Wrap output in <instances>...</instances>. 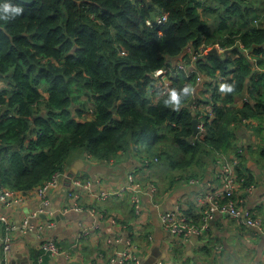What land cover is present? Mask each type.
I'll return each instance as SVG.
<instances>
[{"label":"trees","instance_id":"16d2710c","mask_svg":"<svg viewBox=\"0 0 264 264\" xmlns=\"http://www.w3.org/2000/svg\"><path fill=\"white\" fill-rule=\"evenodd\" d=\"M261 1L14 0L23 13L0 20L1 183L29 192L66 171L75 148L102 161L155 153L184 169L190 156H201L203 172L219 152L241 158L239 128L264 115V26H255ZM164 13L165 25L148 26ZM211 13L219 14L214 33L205 18ZM227 21L232 32L217 36ZM203 42L232 49L226 59L211 52L197 65L216 85L204 84L214 90L210 98L195 96L207 107L206 130L196 138L192 121L201 110L187 108L193 93L177 110L150 88L157 70ZM219 83L234 89L220 94ZM185 84L195 90L197 73L177 72L175 87Z\"/></svg>","mask_w":264,"mask_h":264},{"label":"crops","instance_id":"0c3cea01","mask_svg":"<svg viewBox=\"0 0 264 264\" xmlns=\"http://www.w3.org/2000/svg\"><path fill=\"white\" fill-rule=\"evenodd\" d=\"M213 48L212 53L222 58L232 49ZM239 48H244L241 42ZM205 83L210 80L200 83L198 91L201 87L202 92L208 91ZM250 122L239 128L241 158L219 152L216 159L208 160L206 172L201 156L186 159L184 169L155 161L158 157L147 153H120L117 160L107 161L92 157L87 150L75 153L59 185L49 191V206L35 188L16 191L22 200L18 204L7 206L0 201V264H120L129 242L139 264H264V115ZM221 155L238 159L236 175L244 182L237 201L243 217L217 214L207 230L188 239L171 233L163 224L167 214L203 223L206 207L197 199L221 186ZM145 158L154 163L146 165ZM131 177L141 185L138 208L130 192L98 199L104 191L129 187ZM88 183L90 189L85 187ZM0 186L14 190L1 181ZM248 219L259 225H249ZM26 220L32 227H21ZM50 242L57 244L60 254L44 252V244ZM7 243L9 249H5Z\"/></svg>","mask_w":264,"mask_h":264},{"label":"built area","instance_id":"2783aa9c","mask_svg":"<svg viewBox=\"0 0 264 264\" xmlns=\"http://www.w3.org/2000/svg\"><path fill=\"white\" fill-rule=\"evenodd\" d=\"M167 21L168 14L164 13L158 16L156 19H148L147 24L148 26L153 28L155 25L163 26L167 23ZM255 23H258V21L255 20ZM159 35H163V31H159ZM214 46H216V48H218L221 52L228 50L227 48H224L219 44H215ZM213 49V46L207 45L206 43H203L198 48H195L194 46L188 47L187 52L189 56L186 60H183L174 66L161 68L154 73L155 82L150 88L151 92H155L157 91V89H160V93L162 95V93H165L166 89L175 87V76L179 71H184L187 74L197 73V82L202 83L205 79L196 70L197 65L202 57L211 53ZM245 51L248 52V50ZM125 53L126 52L121 51L122 55H124ZM223 79V77H220L219 81H222ZM194 94L195 91L193 90V95ZM206 116L207 112H199V133L197 134L196 138L206 130ZM210 116L213 117V113L211 111ZM220 157H222V159L221 161H218V178L221 181V186L216 191H209L207 194L197 199L199 203L204 204L206 207L203 214V223L201 225H197L193 222H189L187 219H181L177 216L175 217L172 214H167L163 216V224L171 233L188 239L193 235L200 234L207 230L209 227V222L217 214H228L234 218L243 217L244 212L239 208L240 204L237 201V199H241L238 198V196H240V187L244 182V179L239 181L236 175L235 167L238 164V159H227L223 155H221ZM152 160L153 159L151 158H145L144 162L146 165H150ZM155 161H158V158H156ZM63 176V172H56L48 182H46L36 190V193L43 199L45 206L50 205L49 191L59 185ZM130 180L131 185L129 187L127 186L121 191H104L99 195L98 199L104 200L108 197L120 195L125 192H130L131 200L138 208L141 202V194L139 193L141 185L136 183V178L134 177H131ZM77 184L81 185L79 181H77ZM85 187L87 189H90V183L86 184ZM153 189L154 191H156V187L153 186ZM0 201L7 206H12L22 202L20 195H18L16 191L5 186H0ZM77 209L79 208L77 207ZM248 224L254 226L259 225L258 222H254L251 219H248ZM21 227L27 228L32 227V225L29 223V221L26 220ZM9 248L10 246L7 243L5 249ZM133 248L134 246H132L131 242H129L128 248L124 252L122 259L120 257V264H139L137 255L134 252ZM1 250L2 248L0 247V253ZM43 250L46 254L51 253L57 255L61 253V250L58 248L55 242L44 244Z\"/></svg>","mask_w":264,"mask_h":264},{"label":"clouds","instance_id":"9594fccd","mask_svg":"<svg viewBox=\"0 0 264 264\" xmlns=\"http://www.w3.org/2000/svg\"><path fill=\"white\" fill-rule=\"evenodd\" d=\"M23 6L14 2V0H0V20L10 21L22 14ZM257 23H255V26ZM234 89V84L222 83L221 92L227 93ZM193 86L185 84L183 87H172L162 93L164 96L163 103L175 109H180L185 100L193 93Z\"/></svg>","mask_w":264,"mask_h":264},{"label":"rangeland","instance_id":"374dc122","mask_svg":"<svg viewBox=\"0 0 264 264\" xmlns=\"http://www.w3.org/2000/svg\"><path fill=\"white\" fill-rule=\"evenodd\" d=\"M248 1H251V0H248ZM261 3V4H260ZM260 3H258V4H260L259 5V8L257 9V10H260V13H261V15H263V18H261V20L260 21H258V23H257V25L256 26H260V25H262V26H264V0H262ZM212 15L211 16H205V18L207 19V21L209 22V24H210V28H211V33H214V31L217 29V22L215 21V19L214 18H216V17H218V13H211ZM225 22V18L224 17H222V19L220 20V24L221 23H224ZM225 25H227V27L225 28V29H223L222 31L225 33V34H223V35H221L220 33L217 35V36H223V37H227L228 36V33L229 32H232V30H233V28H232V26H231V23H230V21H227V24H225ZM219 30V29H218ZM216 41H218L219 42V39H218V37H216V39H215ZM230 50H228V52H229ZM198 56V55H197ZM223 59H226V57H223ZM207 80V79H206ZM209 80V79H208ZM4 82H2V83H0V86L2 87V86H4V84H3ZM199 85H200V83H198V85H197V88L194 90V91H197V93L195 92V94L193 95V97L194 96H196L197 95V98H199V94L201 93V97L203 98V99H206V98H210L209 97V95L210 94H213V91H212V89L211 90H209V91H207V92H202V90H203V88L201 87V89L198 91V87H199ZM220 93V92H219ZM221 94V93H220ZM84 97V96H83ZM195 99H196V97H195ZM204 106V105H203ZM192 107H193V109L194 110H196V111H198V110H201V112H206L207 111V107H198V105L195 103V101H194V103L192 104ZM79 151H82V150H78L77 148H75V149H72V151L70 152V154H69V156H68V158H67V163H66V165L70 162V160L74 157V155H75V153H77V152H79ZM133 154V153H132ZM150 155L153 157L154 155H155V153H150ZM150 155H149V157H150ZM147 156V155H146ZM148 157V156H147ZM154 167H155V165H154ZM145 170H151V168L150 167H148V166H145ZM58 172V171H57ZM61 172H63V171H61ZM63 173H65V172H63ZM55 174V173H54ZM53 177V176H52ZM51 177V178H52ZM50 178V179H51ZM49 179V180H50ZM48 180V181H49ZM48 181H46V182H48ZM45 182V183H46ZM44 183V184H45ZM43 184V185H44ZM42 186V185H41ZM41 186H38L37 188H35V191L39 188V187H41Z\"/></svg>","mask_w":264,"mask_h":264},{"label":"water","instance_id":"95a60500","mask_svg":"<svg viewBox=\"0 0 264 264\" xmlns=\"http://www.w3.org/2000/svg\"><path fill=\"white\" fill-rule=\"evenodd\" d=\"M19 1L25 4H32L35 0H19ZM248 81L249 79L247 80V82ZM193 102H194V98H192L191 101L187 104V108H189L190 110ZM192 124H193L194 136H197V134L199 133V129H198L199 119L194 118Z\"/></svg>","mask_w":264,"mask_h":264}]
</instances>
